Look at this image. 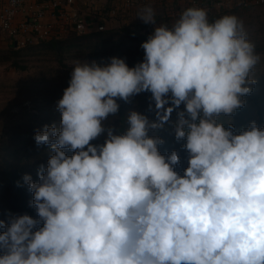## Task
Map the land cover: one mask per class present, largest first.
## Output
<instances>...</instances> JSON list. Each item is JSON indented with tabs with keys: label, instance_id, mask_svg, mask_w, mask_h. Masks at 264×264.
<instances>
[{
	"label": "clouds",
	"instance_id": "9594fccd",
	"mask_svg": "<svg viewBox=\"0 0 264 264\" xmlns=\"http://www.w3.org/2000/svg\"><path fill=\"white\" fill-rule=\"evenodd\" d=\"M140 19L154 24L153 9ZM141 47L134 67L118 57L75 63L57 104L59 128L34 136L50 145L47 168L38 182L23 176L39 219L0 220V264H264V129L251 122L234 134L215 119L241 108L255 83L248 77L260 58L242 22L226 15L209 23L204 9L188 8ZM145 91L155 122L132 111L125 134L108 129L102 145L90 143L117 114V98ZM182 103L175 138L189 153L183 176L174 171L177 152L162 155L163 139L149 136Z\"/></svg>",
	"mask_w": 264,
	"mask_h": 264
},
{
	"label": "rangeland",
	"instance_id": "374dc122",
	"mask_svg": "<svg viewBox=\"0 0 264 264\" xmlns=\"http://www.w3.org/2000/svg\"><path fill=\"white\" fill-rule=\"evenodd\" d=\"M188 8L193 7L185 4L180 10H171L166 6L156 5L153 8L154 24L144 23L140 17H136L139 14L136 10H132L126 20L125 17L116 16L112 26L105 25L108 32L104 34L105 40L99 44L97 39L84 38L78 41V45L62 49L47 47L43 42L24 48H13L8 43L5 48L0 49V170L8 168L23 174H33L38 182V170L41 166L47 168V161L53 153L50 145L38 146L34 136L37 131H43L45 126L55 125L59 128L61 113L57 104L69 86L75 63L95 61L105 66L111 62L112 57H118L124 59L129 67H134L144 59L141 44L146 40L133 38L123 27L150 37L158 26L166 25L171 28ZM205 11L208 19L213 21L226 15L237 17L243 24L247 40L255 45V54L260 58L249 73L248 79L255 81L248 85L251 92L242 96L244 111L237 116L222 113L215 119L226 129L231 127L234 134L248 129L251 122L264 129V4L243 7L237 0H221ZM85 34L75 33L79 36ZM117 103V114H110L102 122L105 132L91 141V144L102 145L107 139L108 129L114 135L126 133L129 124L124 126L122 110H129V113L136 111L142 115L149 112L148 119L156 121L152 117H156L155 101L149 91L133 95L127 102L117 98ZM169 106L171 103L165 107ZM121 107L124 109L121 110ZM179 111H184L183 103L174 109L170 119L164 124H169V128L167 127V135L163 137V141L171 146H161L158 150L165 156L172 151L177 152L180 162L174 166V171L183 176L189 166V153L183 147L186 140L177 141L175 138V123ZM160 130L162 133L165 131L163 127ZM149 136H152L151 133ZM64 151L68 156L74 154L68 149ZM32 200L31 193L28 205L34 210L33 216L38 217ZM3 207V194L0 191V220L6 223V209Z\"/></svg>",
	"mask_w": 264,
	"mask_h": 264
},
{
	"label": "built area",
	"instance_id": "2783aa9c",
	"mask_svg": "<svg viewBox=\"0 0 264 264\" xmlns=\"http://www.w3.org/2000/svg\"><path fill=\"white\" fill-rule=\"evenodd\" d=\"M78 0H0V32L13 48H24L36 43L91 30L102 31L106 22L88 21L76 6ZM152 0H112L104 11V18L119 14L121 8L146 6ZM221 0H184L187 6L210 9ZM243 7L264 4V0H237ZM92 26V28H91Z\"/></svg>",
	"mask_w": 264,
	"mask_h": 264
},
{
	"label": "trees",
	"instance_id": "16d2710c",
	"mask_svg": "<svg viewBox=\"0 0 264 264\" xmlns=\"http://www.w3.org/2000/svg\"><path fill=\"white\" fill-rule=\"evenodd\" d=\"M209 23H213L212 19H208ZM123 30L130 36L136 39H142V40H147L149 37L147 35H141L139 33H136L132 30H130L128 27H123ZM108 32L106 30L102 31H89L86 33L84 36L82 35H75V31H71L67 36L62 37V38H54L46 41H42L44 45L47 47L50 46L52 48H64V47H70V46H75L78 45V41L84 39V38H90V39H97V43L103 42L105 40L104 34ZM69 41V42H68ZM33 46V45H31ZM242 100V97H240ZM243 101V100H242ZM124 109L121 107V110ZM244 103L243 106L239 109H236L233 113V115L237 116L244 110ZM129 110H122L121 115H122V120L124 122V126L128 124V116H129ZM145 116L148 118L149 112L144 113ZM153 119L154 115H152ZM155 122V120H154ZM167 125V126H166ZM163 126V130H165L163 133L160 129H157L155 131H149L152 136H158L161 139H163L164 136L167 135V129L169 128V124H166ZM168 127V128H167ZM163 134V135H162ZM94 145V144H93ZM165 147V146H171L167 145V143H163L162 145H159L158 148ZM176 147H174L175 149ZM25 174L20 173L17 170L13 169H8L4 168L0 170V191H2L3 194V202H4V207L6 209V217L4 220H6V224L9 223V217L11 216H17V215H30L34 219H39L38 217H34V210L29 207L28 205V197L31 195V192L28 189L27 184L24 183L23 181V176ZM31 176L33 182H36L37 177L33 174H28ZM8 216V217H7ZM43 222H41L40 225L37 226V228L42 227ZM6 229L5 228H0V234H2ZM4 251L0 250V255H3Z\"/></svg>",
	"mask_w": 264,
	"mask_h": 264
},
{
	"label": "crops",
	"instance_id": "0c3cea01",
	"mask_svg": "<svg viewBox=\"0 0 264 264\" xmlns=\"http://www.w3.org/2000/svg\"><path fill=\"white\" fill-rule=\"evenodd\" d=\"M111 5L112 0H78L76 3V6L86 15L85 18H87L88 21L106 22V24H111L110 26L114 24V17L116 16L104 18L103 15L104 11H106ZM156 5H163L167 8H170L171 10H180L181 6L185 5V3L184 0H152L151 3L146 6L153 9ZM146 6H138L133 9L121 8L117 16L120 18L125 17L126 20V16L131 13L132 10H136L139 14L135 16L140 17L141 11L145 9ZM7 44L8 42L6 36L0 32V49L5 48Z\"/></svg>",
	"mask_w": 264,
	"mask_h": 264
}]
</instances>
